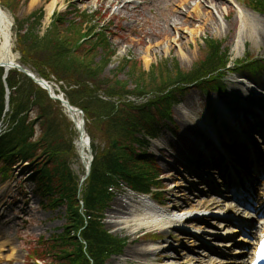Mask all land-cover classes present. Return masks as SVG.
<instances>
[{
	"label": "rangeland",
	"instance_id": "rangeland-1",
	"mask_svg": "<svg viewBox=\"0 0 264 264\" xmlns=\"http://www.w3.org/2000/svg\"><path fill=\"white\" fill-rule=\"evenodd\" d=\"M1 1L3 0H0V4L12 19L13 55L19 63H22V55L18 48L20 35H24L23 39L28 42L32 40L33 45H38L39 42L55 45L57 42L52 38H55L56 34L62 36L69 34L60 29L63 26L54 25L53 27L52 21L57 15L55 10L62 12L60 14L65 21L89 20V24L79 23V30H75L76 32H84L91 25H95L93 32L103 33L104 39L99 38L98 41L100 43L105 41L101 45H109L113 50L112 55L109 56L110 60L101 66L102 74L107 77L114 74L119 79L128 81L130 68L129 63L124 64L126 60L140 63L142 70L148 74H151L153 67L160 64L165 65V68L170 70L169 73L176 69L190 71L195 62L202 57L203 52L208 49L210 40L220 43L223 50L229 48L228 68L226 74H223V80L228 85V92L226 94L206 93L201 88L189 87L181 97L180 104L173 107L174 123L171 125L169 122L171 128H164L157 138L151 141L148 150L156 154V162L163 172V205L169 210L182 211L194 207H208L212 202L211 199L216 201L221 199L224 203L232 204L215 193L207 191L201 193L198 189L204 190L205 186L199 184L196 181L199 180L198 176L187 168L188 166L193 167V170L199 168V160H204L199 149L203 143H215L214 137L223 139V137L228 138L229 133L233 135L235 128L241 129L243 124H246L245 117L253 115L254 111L264 115L262 103L264 70L257 73H249L245 70L231 72L235 62L246 55L264 60V12L250 5V2L255 0H189V2L185 0H122L123 5L118 0H57L51 12H49V5L52 0H7L9 2L7 5H3ZM183 2L185 4H182ZM198 2H202V6L212 15L208 23L192 20V18L198 19V10H196ZM12 6L15 7L14 10L9 9ZM238 9L247 15L244 25V20L238 19ZM174 17L178 18L177 22L173 21ZM63 24L67 25L64 22ZM94 39H98L97 35ZM101 59L102 53L95 58L96 61ZM25 66L38 74L30 65ZM51 78L55 81L57 75H52ZM241 79L244 81L241 82ZM21 80L24 81V77ZM128 84V88L134 87L133 84L129 82ZM53 87L60 92L62 89L71 91L77 86H69L62 81L57 82ZM99 94L104 96V93ZM137 99L139 100L137 102L147 100L143 96ZM53 110L56 111L54 107ZM6 112L10 113L9 108ZM33 113L36 115L37 110ZM62 123V131L69 132L67 125ZM72 123L74 124L73 121ZM37 131L39 136L40 126ZM72 133L70 131V136L74 137L75 154L71 156L68 150V153H62V158L69 160V167L75 175L83 177L87 170V163L78 151L80 134L75 124ZM86 133L90 136L87 127ZM96 133L100 135L98 130ZM251 135L254 139L258 138L254 134ZM97 142L100 147L104 144L99 138ZM91 146L92 143H90ZM227 149L236 153L233 149L228 147ZM257 154L264 159V147L258 148ZM93 156L91 147L87 157L93 158ZM219 162L223 163L221 158ZM25 169L26 166L18 165L8 179H5L0 171V230L6 232L3 236L5 239L1 237V240L9 242L5 254L12 246L17 249L12 262L8 263L3 259L0 264H29V244L35 239L43 237L48 239L62 233L67 222L65 206H59L57 209L46 208L42 204L41 194L36 192L34 183L17 182L18 175L20 176ZM263 185L264 181L262 182L261 179L259 186ZM113 193L114 199L105 213L103 223L113 235L128 238V242L122 254L110 257L105 264L220 262L216 257V251L219 253L216 248H204L189 234H181L179 231L168 228L134 229V226L123 227L115 223V220L124 215L125 209L121 205L127 207L129 204L139 202L130 198V194L123 189H114ZM204 219L203 222H191V225L207 227L211 233H214L216 222ZM149 233L157 234V237H151ZM230 251L233 252L235 249ZM221 260L225 261V259Z\"/></svg>",
	"mask_w": 264,
	"mask_h": 264
},
{
	"label": "trees",
	"instance_id": "trees-1",
	"mask_svg": "<svg viewBox=\"0 0 264 264\" xmlns=\"http://www.w3.org/2000/svg\"><path fill=\"white\" fill-rule=\"evenodd\" d=\"M8 3L7 0L2 2L3 5ZM250 4L264 12V0ZM13 6L9 9L14 10ZM84 22L89 24L87 19L65 21L57 14L52 21L53 27L63 26L60 29L69 34H56L52 38L57 42L55 45L40 42L33 45L32 40L30 43L20 35L18 45L22 63L33 67L40 76L52 80V75H57V81L77 86L65 93L71 103L86 112V127L94 153L91 173L83 184L82 177L70 169L69 160L62 158L68 150L74 156L75 147L74 137L70 136L74 124L61 102L52 99L46 90L18 69H12L6 79L11 90V113L6 116L9 126L0 138V171L8 178L19 162H28L29 168L36 173L33 180L44 197V206L52 209L65 206L66 209L64 231L50 240L40 238L30 248L32 264H105L112 255L122 253L126 239L113 235L103 223L114 198L110 187L117 184L116 176H122L140 191L162 186L159 167L146 148V136H157L164 127L170 126L169 122L174 123L173 107L189 85L196 83L197 88L206 92L227 90L223 74L228 68L230 49L223 50L221 44L213 40L208 42V49L190 71L175 68L176 71L169 73L170 70L160 64L148 74L140 63L126 60L124 64L129 63L130 68L128 81L114 74L104 76L101 66L110 60L113 50L109 45H101L105 41H98L104 37L103 33L93 32L95 25L84 32H76L78 24ZM96 35L98 39L95 40ZM100 53L102 59L96 61ZM262 68V60L251 55L235 66V70L250 72ZM4 75L5 69L1 67L0 122L6 119ZM128 82L134 87L128 88ZM99 93H104L108 99L101 98ZM129 96L149 98L137 103ZM62 122L68 127L67 134L61 129ZM38 126L41 127L39 136ZM98 138L104 142L101 147ZM155 195L159 199L164 197L161 191Z\"/></svg>",
	"mask_w": 264,
	"mask_h": 264
},
{
	"label": "bare ground",
	"instance_id": "bare-ground-1",
	"mask_svg": "<svg viewBox=\"0 0 264 264\" xmlns=\"http://www.w3.org/2000/svg\"><path fill=\"white\" fill-rule=\"evenodd\" d=\"M118 1L121 3V5L124 4V1L122 0H118ZM185 2H189V0H185ZM185 2H183L182 4H185ZM56 3L57 0L51 1L49 5V12L53 10ZM196 10H198L197 12L198 19L192 18V20L203 21L204 23H208V21L211 20L212 18L211 13L208 12L204 8V6H202V2H198L196 4ZM238 10H239L238 19L244 20L243 21V25H244L245 22L247 21V15H245V13H243L241 9ZM174 19L173 21L175 22L178 21L177 17H174ZM7 62L15 63L17 62V60L14 58L13 55L12 19L0 4V63H7ZM262 101L264 105V100ZM73 116L76 118L77 117L82 118L80 114L74 113ZM252 142L254 143V141ZM202 146L206 151H208L209 153L211 152L210 149L206 147V145L203 144ZM77 147L81 158L84 161H86V163H89V158L87 157L89 150L87 139H80L77 144ZM252 150L255 151L256 148L252 147ZM131 198H133V196H131ZM214 204L220 205L217 202H215ZM221 206H225V205L221 204ZM121 207L125 209L123 211L124 215L120 216L119 219L115 220V223L122 225L123 227L134 226V229L141 227H147L151 229L171 228L176 231L179 230L180 232H182L181 234L187 233L186 229L191 228L190 226H187V224L190 223H186L188 221L187 216L185 215L187 212L169 210L165 206L153 202L152 200L149 199V197L146 196H141L138 204H132V205L129 204L127 207L121 205ZM193 231H196V229L193 228ZM5 233L6 232L4 230H0V236L3 237ZM215 235H217V237L221 238L222 240H226L224 238L227 235H229L228 229L221 227L220 229H217ZM3 239L5 238L3 237ZM242 241H245V239H242ZM8 243L9 242H5V240H0V262H2V260L4 259V261L10 263L17 254V249L13 246L9 252H7L6 254L4 253V251L8 247ZM210 245H212V243H210ZM240 260L243 262L244 258H241ZM172 262H177V264H179L178 261H172Z\"/></svg>",
	"mask_w": 264,
	"mask_h": 264
},
{
	"label": "water",
	"instance_id": "water-1",
	"mask_svg": "<svg viewBox=\"0 0 264 264\" xmlns=\"http://www.w3.org/2000/svg\"><path fill=\"white\" fill-rule=\"evenodd\" d=\"M0 67H5L6 70H9L11 68H18L20 71L24 72L25 74H27L36 84L42 86L43 88H45L50 94L53 93V89L51 84L44 78L39 77L38 75H36L33 71H31V69H29L28 67H25L23 65H21L18 62L15 63H11V62H7V63H0ZM55 99H59L56 96H52ZM64 105H66L70 110H76L75 107L72 106V104L64 99H60ZM79 132L81 134V136H85V126H84V122H82V124L79 126Z\"/></svg>",
	"mask_w": 264,
	"mask_h": 264
},
{
	"label": "snow or ice",
	"instance_id": "snow-or-ice-1",
	"mask_svg": "<svg viewBox=\"0 0 264 264\" xmlns=\"http://www.w3.org/2000/svg\"><path fill=\"white\" fill-rule=\"evenodd\" d=\"M262 258H264V249H262Z\"/></svg>",
	"mask_w": 264,
	"mask_h": 264
}]
</instances>
